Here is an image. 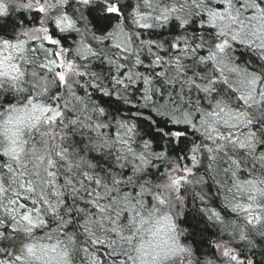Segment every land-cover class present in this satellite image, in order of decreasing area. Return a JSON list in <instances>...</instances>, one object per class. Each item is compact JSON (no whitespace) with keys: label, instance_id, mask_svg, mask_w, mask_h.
I'll return each mask as SVG.
<instances>
[{"label":"snow or ice","instance_id":"obj_1","mask_svg":"<svg viewBox=\"0 0 264 264\" xmlns=\"http://www.w3.org/2000/svg\"><path fill=\"white\" fill-rule=\"evenodd\" d=\"M0 264H264V0H0Z\"/></svg>","mask_w":264,"mask_h":264},{"label":"clouds","instance_id":"obj_2","mask_svg":"<svg viewBox=\"0 0 264 264\" xmlns=\"http://www.w3.org/2000/svg\"><path fill=\"white\" fill-rule=\"evenodd\" d=\"M158 243L156 239L149 238L144 242V248L143 251L145 253V256L148 257L151 255V252L154 248V246Z\"/></svg>","mask_w":264,"mask_h":264}]
</instances>
